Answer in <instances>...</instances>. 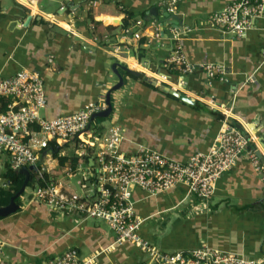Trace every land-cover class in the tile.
<instances>
[{
    "label": "crops",
    "instance_id": "obj_1",
    "mask_svg": "<svg viewBox=\"0 0 264 264\" xmlns=\"http://www.w3.org/2000/svg\"><path fill=\"white\" fill-rule=\"evenodd\" d=\"M84 1L0 0V76L22 68L38 71L46 96L41 113L54 118L72 114L89 103L102 104L106 92L118 82L112 70L117 64L124 83L110 93L112 110L107 117L112 116L96 117L100 123L90 125L89 132L94 129L102 137L116 125L123 135L120 150L131 152L145 145L177 161L208 151L223 120L214 106L230 108L234 118L229 121L242 129L247 126L255 138L263 170L257 172L249 159L240 156L220 176L208 201L187 196L182 185L157 196L134 189L135 212L144 219L143 236L151 242L155 235L161 237L159 244L157 240L153 244L163 252L207 245L251 258L264 257V15L253 21L245 36L237 37L222 33L207 21L211 14L237 0H90L83 7ZM64 6L74 30L66 21L51 19ZM123 7L140 21L141 26L134 28L141 32L140 39L124 34ZM152 7L157 16L149 14ZM167 7H172L182 21L179 43L186 61L221 65L223 74L210 78L199 68L187 73L164 69L171 41L168 27L158 25L164 21L162 12ZM36 14L50 20L38 19ZM27 16L31 19L25 24ZM155 28L159 38L150 35ZM118 42L121 45L116 51ZM124 67L134 68L141 76L127 75ZM151 71L166 74L172 83H182L184 90L180 92L193 103L170 94L165 88H173ZM80 152L77 143L68 144L59 150V156L66 157L59 164L53 152L45 149L37 163L45 166L52 182L89 199L94 193V161L91 150ZM6 165L8 153L0 151V187L5 185L1 175ZM84 181H90L92 190L81 194L77 188L84 190ZM32 197L33 187L28 182L17 201V211L0 217V240L4 242L0 264H43L67 248L77 249L80 259L91 264H152L134 243L113 244L114 232L104 222L84 218L76 211L50 210ZM181 204L187 212L180 210L172 218L167 212ZM154 228L153 235L150 230Z\"/></svg>",
    "mask_w": 264,
    "mask_h": 264
},
{
    "label": "built area",
    "instance_id": "obj_2",
    "mask_svg": "<svg viewBox=\"0 0 264 264\" xmlns=\"http://www.w3.org/2000/svg\"><path fill=\"white\" fill-rule=\"evenodd\" d=\"M70 9L73 10V7ZM167 11L173 13L174 9L167 7ZM263 15L264 0H237L211 14L207 21L222 33L230 32L242 37L252 27L253 21ZM51 19L61 22L52 16ZM136 26H141L140 21L136 20L124 28V34L140 39L141 32L134 29ZM162 26L168 27L171 41V53L162 64L165 70L187 73L199 68L210 78L223 74L221 65L188 63L179 43L177 28L168 23L158 25ZM150 35L159 38L158 28ZM118 49V46L115 47L116 51ZM151 73L173 89L184 90L182 83L170 82L166 74ZM103 100L105 102V98ZM104 102L89 103L72 114L46 118L41 113L46 105V96L43 77L38 71L22 68L12 75L0 76V151L8 153L11 169L36 166L29 182L33 187L32 199L50 210L60 213L76 211L84 218L104 222L114 232L113 244L119 245L125 241L134 243L149 256L152 264H264V257L251 258L240 252L207 245L172 253L163 252L143 236L141 226L144 219L135 212L134 189L142 190L147 196H157L182 185L187 196L208 201L215 193L220 176L231 169L240 156L249 159L257 172L263 170L255 153V138H252L247 126L242 129L229 121L234 118L231 109L214 106L221 111L223 120L208 151L195 152L185 161H177L145 145H138L131 152L120 150L123 135L116 125L102 137L96 135L94 129L89 132L87 125L90 117L106 108ZM53 140L59 144L77 143L80 154L86 150L92 151L94 193L89 199L67 192L60 182L45 179V166L40 167L37 160L41 152L48 149V141ZM41 182L44 184L41 185ZM3 245L4 242L0 240V251ZM91 263L90 260L80 259L75 248H67L43 262Z\"/></svg>",
    "mask_w": 264,
    "mask_h": 264
},
{
    "label": "water",
    "instance_id": "obj_3",
    "mask_svg": "<svg viewBox=\"0 0 264 264\" xmlns=\"http://www.w3.org/2000/svg\"><path fill=\"white\" fill-rule=\"evenodd\" d=\"M89 1L90 0H85L82 3V6L85 7L88 4ZM66 11H67V8L64 6V7H62L60 9V11L57 12L56 15H53L52 17L54 19L58 20V21H66V22H68L72 26V28L74 29V25H73V23L71 21V18H70V16L68 15V13ZM149 14L152 15V16H157V12H156L154 7L150 8ZM152 16H150V17H152ZM35 17H37L38 19L50 20L49 19L50 17H47L46 15H43V14H40V15L36 14ZM162 17L164 18L163 19L164 21H162V23H164V24L168 23L169 26L177 28V30L178 29L179 30H183L182 21L174 13H169L167 11V9H164L163 12H162ZM30 19H31V16H27L24 23L27 24V22H29ZM117 66H118L117 64H113L112 65V70L117 75L118 82L116 84H114L105 94L106 108L103 109L100 112H97V113L91 115L90 120H89V125H87V129L90 127L91 121L94 118H96V117H107L111 113L112 105H111V101H110V93L113 90L115 91V90L121 88L123 86V83H124L123 76L118 71ZM123 69L125 71H133L134 68L125 69V67H124ZM149 79L150 78H147V80L150 81V83L156 84L155 81H153L151 79L149 80ZM165 90H167L170 94L180 98L183 101H186L188 103H193V100L190 97L186 96L185 94L181 93L180 91L171 89L169 87H166ZM255 153H256V155L258 156L259 159H262L261 154H260L259 151H256ZM34 169H35L34 165H29L28 167L21 168V169H19L17 171V172H20V173L24 174L23 182H22L20 188L18 189V191L16 193H14L10 197V200H9L8 204L0 206V217L7 216V215L17 211V209L19 208V205L15 201V199H17L22 194V192H23L24 188L26 187L27 183L30 182L31 174H32V171Z\"/></svg>",
    "mask_w": 264,
    "mask_h": 264
},
{
    "label": "trees",
    "instance_id": "obj_4",
    "mask_svg": "<svg viewBox=\"0 0 264 264\" xmlns=\"http://www.w3.org/2000/svg\"><path fill=\"white\" fill-rule=\"evenodd\" d=\"M123 13L125 14L124 19L122 20V27L127 28L128 26H130L132 23L135 22V14L132 11L127 10L126 8H122ZM143 14V12L141 13ZM116 43V42H115ZM121 45V43H117L116 46ZM139 51V50H138ZM139 58L140 55L138 54ZM127 75L133 77V78H139L141 76V74H137L134 71H126ZM171 72H176V70H173ZM5 105V103H3ZM71 142H65L62 144L57 143L56 141H49V145H48V150H51L52 155L54 157H57L59 160V164H62L63 161L65 160L66 157L64 156H59V150L65 146H67L68 144H70ZM34 176V174H32ZM2 178L5 182L4 186L0 187V206L2 205H7L10 197L16 193L18 191V189L20 188L23 179H24V175L17 172L14 169H11L9 165H6V169L5 171L2 173ZM45 179L47 180L48 178V174L45 173ZM49 181H51L50 179H48ZM41 185H43L44 183L41 182ZM19 199V197L17 199H15V201L17 202Z\"/></svg>",
    "mask_w": 264,
    "mask_h": 264
},
{
    "label": "rangeland",
    "instance_id": "obj_5",
    "mask_svg": "<svg viewBox=\"0 0 264 264\" xmlns=\"http://www.w3.org/2000/svg\"><path fill=\"white\" fill-rule=\"evenodd\" d=\"M40 8L41 9H43V10H48L49 8L48 7H46V6H43V5H40ZM100 24H104L103 22H100ZM120 72V71H119ZM42 113H43V111H42ZM111 116H112V114L109 116V117H107V118H111ZM106 118V119H107ZM99 120L100 119H94L93 121H92V123H91V127H94V126H98L99 125ZM70 152V151H69ZM51 181H52V179H51ZM80 181H81V183L83 182V180H82V178L80 179ZM84 183L86 184V181H84ZM87 187V188H86ZM86 187H85V189L84 190H81V189H79V187L77 188V191H79L81 194H84V193H86V192H91V190H92V185L90 184V181L89 182H87V184H86ZM88 188H90V189H88ZM163 197H167V196H163ZM180 210H183V212L184 213H186L187 212V208H185V204H181V205H179L178 207H174V208H172V209H170L167 213H169V215L173 218L174 216H173V214L174 213H177L178 211H180ZM156 218H153L151 221H153V220H155ZM148 225V223H146L145 224V226H147ZM102 226L103 227H105V228H107V226L103 223L102 224ZM169 228V224H167V226H166V230ZM151 231V233L154 235L155 234V228L154 229H151L150 230ZM111 232V231H110ZM112 233V232H111ZM154 238L155 239H153L152 238V242L155 244L156 243V240H157V242H158V244H159V241H160V239H161V237H158V236H154ZM158 238V239H157ZM157 244V243H156ZM155 246V245H154ZM156 247V246H155ZM145 257H147L148 258V255L147 254H145Z\"/></svg>",
    "mask_w": 264,
    "mask_h": 264
},
{
    "label": "clouds",
    "instance_id": "obj_6",
    "mask_svg": "<svg viewBox=\"0 0 264 264\" xmlns=\"http://www.w3.org/2000/svg\"><path fill=\"white\" fill-rule=\"evenodd\" d=\"M34 173V171H32V174ZM31 178H32V175H31Z\"/></svg>",
    "mask_w": 264,
    "mask_h": 264
},
{
    "label": "bare ground",
    "instance_id": "obj_7",
    "mask_svg": "<svg viewBox=\"0 0 264 264\" xmlns=\"http://www.w3.org/2000/svg\"><path fill=\"white\" fill-rule=\"evenodd\" d=\"M62 22V21H61ZM228 111V110H227Z\"/></svg>",
    "mask_w": 264,
    "mask_h": 264
}]
</instances>
